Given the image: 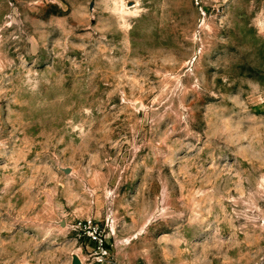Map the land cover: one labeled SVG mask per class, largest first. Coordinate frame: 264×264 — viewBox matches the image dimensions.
I'll use <instances>...</instances> for the list:
<instances>
[{
    "label": "rangeland",
    "instance_id": "obj_1",
    "mask_svg": "<svg viewBox=\"0 0 264 264\" xmlns=\"http://www.w3.org/2000/svg\"><path fill=\"white\" fill-rule=\"evenodd\" d=\"M264 264V0H0V264Z\"/></svg>",
    "mask_w": 264,
    "mask_h": 264
},
{
    "label": "water",
    "instance_id": "obj_2",
    "mask_svg": "<svg viewBox=\"0 0 264 264\" xmlns=\"http://www.w3.org/2000/svg\"><path fill=\"white\" fill-rule=\"evenodd\" d=\"M72 261H73V264H83L82 260L78 256H75L74 260Z\"/></svg>",
    "mask_w": 264,
    "mask_h": 264
},
{
    "label": "bare ground",
    "instance_id": "obj_3",
    "mask_svg": "<svg viewBox=\"0 0 264 264\" xmlns=\"http://www.w3.org/2000/svg\"><path fill=\"white\" fill-rule=\"evenodd\" d=\"M76 256V255H75Z\"/></svg>",
    "mask_w": 264,
    "mask_h": 264
}]
</instances>
